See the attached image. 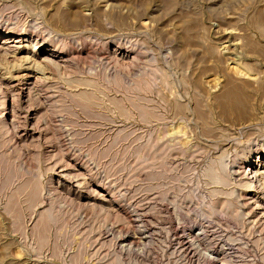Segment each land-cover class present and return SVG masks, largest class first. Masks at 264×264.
Segmentation results:
<instances>
[{
  "label": "rangeland",
  "instance_id": "rangeland-1",
  "mask_svg": "<svg viewBox=\"0 0 264 264\" xmlns=\"http://www.w3.org/2000/svg\"><path fill=\"white\" fill-rule=\"evenodd\" d=\"M4 31L0 264H264V0H0Z\"/></svg>",
  "mask_w": 264,
  "mask_h": 264
},
{
  "label": "bare ground",
  "instance_id": "bare-ground-1",
  "mask_svg": "<svg viewBox=\"0 0 264 264\" xmlns=\"http://www.w3.org/2000/svg\"><path fill=\"white\" fill-rule=\"evenodd\" d=\"M10 32V31H9ZM1 35H3V39H0V42H1V45L2 46H5V47H10V45H9V43H11V42H21V41H23V39H24V34L22 33V32H19L18 33V35L17 36H15V39L14 40H11V41H8L7 40V38H8V36H10V34L8 33V31H4V32H1L0 33ZM26 35V34H25ZM26 40V39H25ZM13 45V44H12ZM65 45H67V44H65ZM53 49H55L56 51L55 52H57V50H59L60 49V47L58 48L57 46H55ZM50 50V49H49ZM14 51V50H13ZM52 50H50V52L48 51L47 53H46V58H49V59H47L49 62L48 63H50V64H54L55 65V67H57L58 66V64H57V61L55 62V59H56V54L55 53H53V52H51ZM57 53H59V54H62V52L61 51H58ZM76 53V52H75ZM45 54V53H44ZM77 56L76 57H70V55H62V57H61V59H62V63H63V68L65 67V68H67L71 63H72V59H75V60H77V62H78V60L80 59L81 60V57H80V54H76ZM66 56V58H64ZM47 63V64H48ZM59 63V62H58ZM53 65V66H54ZM11 68V67H10ZM71 69V68H70ZM73 69V68H72ZM64 70V69H63ZM67 71H69V69L67 70ZM75 71V70H74ZM93 73L94 72H90L89 74H91V75H93ZM67 74H69V73H67ZM98 74V73H97ZM90 75V76H91ZM120 75V74H119ZM140 76V75H139ZM150 76V75H149ZM65 77H66V73H65ZM48 78V77H47ZM83 77H81V78H78L77 80H75V82L77 83V82H79V84H85L86 86L88 85V86H90V88L92 87V88H96V80L94 79V78H90V77H84L83 79H82ZM126 78V77H125ZM137 78V77H136ZM70 79V78H69ZM120 79V78H119ZM118 79V80H119ZM142 79V78H141ZM141 79H139V80H141ZM1 80V79H0ZM36 80H38V79H36ZM110 80V79H109ZM126 80V79H125ZM121 81V80H120ZM3 82H1L0 81V87H2V89L1 90H3V93H4V95L3 96H5V95H8L9 96V93H8V90H7V88L2 84ZM110 83V82H109ZM136 83H137V81H136ZM139 83V82H138ZM232 83V82H231ZM78 84V83H77ZM78 84V85H79ZM96 84V85H95ZM116 84V83H115ZM118 84V83H117ZM228 84V83H227ZM230 84V83H229ZM107 85V84H106ZM124 85H126V84H124ZM134 85H135V83H134ZM139 85V84H138ZM166 85V84H165ZM100 86V85H99ZM118 86H120V85H118ZM136 86V85H135ZM124 87V86H123ZM140 87V86H139ZM145 87V86H144ZM109 88V87H108ZM108 88H106V89H108ZM126 88V87H125ZM137 89V88H136ZM135 89V90H136ZM95 90V89H94ZM134 90V91H135ZM138 90V89H137ZM91 91V90H90ZM93 91V90H92ZM104 92H105V90H103ZM229 92V91H228ZM18 93V92H17ZM81 93V92H80ZM88 93V92H87ZM102 93V92H101ZM140 94V93H139ZM65 95V94H64ZM79 95V94H78ZM96 95V94H95ZM103 95V94H102ZM76 96V95H75ZM80 96H81V98H82V100L83 99H85V98H92V97H94V95H92L91 93H88L87 95H86V93L83 95V96H85V97H83L81 94H80ZM106 96H108L107 94L105 95V97ZM135 97V96H134ZM232 97V96H231ZM70 98V97H69ZM128 98V97H127ZM137 98V97H136ZM95 99H97V98H95ZM95 99H93V100H95ZM110 99V98H109ZM233 99V98H232ZM86 100V99H85ZM107 100V99H106ZM8 101V100H7ZM7 101H6V99L5 98H3V99H1L0 100V131H2V132H4V133H11V132H14V131H12L13 130V128H14V123L15 122H13V128H12V122H11V120H9V118H8V114H9V107H8V104H7ZM87 101V100H86ZM232 101V100H231ZM75 102H76V100H75ZM77 102H80V101H78L77 100ZM174 102V101H173ZM222 102H224V101H222ZM228 102V101H227ZM236 102V101H235ZM234 102V103H235ZM175 103V102H174ZM15 104V103H14ZM78 104V103H77ZM196 104V103H195ZM200 104V103H199ZM228 104V103H227ZM80 105V104H79ZM81 105H84V104H81ZM183 105V104H182ZM198 105V104H197ZM224 105V104H223ZM232 105H233V103H232ZM231 105V106H232ZM235 105V104H234ZM234 105H233V107H234ZM1 106H3V108H1ZM75 106V105H74ZM174 106V105H173ZM201 106V105H200ZM77 107V106H76ZM222 107V106H221ZM182 109V108H181ZM234 110H236L235 108H233ZM232 109V110H233ZM238 109V108H237ZM199 110V109H198ZM197 110V111H198ZM50 111V110H49ZM127 111V110H126ZM224 111H226V110H224ZM241 111V110H240ZM2 112V113H1ZM73 112V111H72ZM130 112V111H129ZM128 112V113H129ZM6 113V114H5ZM123 114V113H122ZM200 114H201V112H200ZM225 114V113H224ZM240 114V113H239ZM237 115V114H236ZM5 116H6V118H5ZM159 116H160V114H159ZM202 116H204V115H202ZM225 117V116H224ZM236 117H238V116H236ZM205 118V117H204ZM198 119V118H197ZM238 119V118H237ZM162 120V119H161ZM236 120V119H235ZM163 121V120H162ZM20 124V123H19ZM22 124V123H21ZM17 126H18V124H17ZM16 127V126H15ZM20 127V126H19ZM19 127H17V128H19ZM204 129V128H203ZM15 131H16V129H15ZM163 132V131H162ZM11 134H13V133H11ZM163 134V133H162ZM208 135V134H207ZM251 135V134H250ZM13 136H14V134H13ZM204 136V135H203ZM215 136V135H214ZM210 137V136H209ZM171 142V141H170ZM168 143V142H167ZM190 144V143H189ZM247 146V145H246ZM247 149V148H246ZM250 151V150H249ZM248 154V153H247ZM219 156V155H218ZM249 160V159H248ZM213 164V163H212ZM228 164V163H227ZM262 165H264V163H262ZM219 166H220V168L218 167V166H216V165H210V167H209V169L206 171V173H205V175L207 176V177H209V178H211V181L213 182V183H216V184H219V185H226V184H229L230 183V177H229V174H227L226 172H227V166H226V164H225V161L223 160V158H221V160H220V164H219ZM229 166V165H228ZM248 166H250V164L248 165ZM251 166H252V164H251ZM233 167V166H232ZM230 168V167H229ZM220 169V170H219ZM231 169V168H230ZM229 169V170H230ZM249 170H250V178H245L246 180H245V186H252V187H254V186H257V185H255V184H257V183H259L260 181V179H259V177L257 176H255L256 175V170L254 171V170H252V167L251 168H249ZM224 171H225V173H224ZM246 171H248V170H246ZM69 171H67V173H68ZM229 172V171H228ZM230 173H231V171H230ZM239 173V172H238ZM242 173V172H241ZM243 174V173H242ZM248 174V173H247ZM232 179L234 180V178H233V176H232ZM237 181V180H236ZM234 182V181H233ZM28 185H29V183H28ZM259 186V185H258ZM260 186H261V184H260ZM259 186V188H261ZM19 187V186H18ZM22 187V186H21ZM19 189V188H18ZM17 189V190H18ZM24 189V188H23ZM22 189V190H23ZM16 192V191H15ZM20 192H21V194H22V191L20 190ZM213 192H215V193H219V194H221V193H224V194H227V195H231L233 192H234V189H232V190H230V191H224V190H222V189H213ZM19 194V193H18ZM239 195V194H238ZM246 195V194H245ZM238 199V198H237ZM231 201V200H230ZM245 202V201H244ZM243 202V203H244ZM234 203V202H233ZM258 203V202H257ZM241 204H242V202H241ZM240 204V206H239V208H241V209H243V205H241ZM256 205V204H255ZM206 206V205H205ZM208 206V205H207ZM257 206V205H256ZM255 206V207H256ZM261 206H263V205H261ZM208 207H210L209 209H210V211L212 210H214L215 211V208H216V206H214L213 204H211V202H210V204H209V206ZM253 207V206H252ZM259 207V206H258ZM207 208V207H206ZM245 208V207H244ZM259 208H261V207H259ZM258 209V208H257ZM262 210H264V208H262L261 209V211ZM243 211V210H242ZM245 211V210H244ZM253 211V210H252ZM258 211V210H257ZM254 212H255V210H254ZM244 213V212H243ZM253 213V212H252ZM256 214V213H255ZM254 214V217L257 215H255ZM248 216H250V215H248ZM248 219V218H247ZM250 220V219H249ZM183 240V239H182Z\"/></svg>",
  "mask_w": 264,
  "mask_h": 264
}]
</instances>
